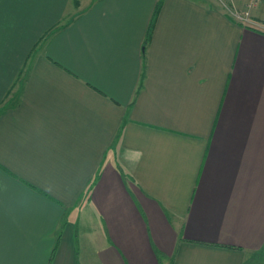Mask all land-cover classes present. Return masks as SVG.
<instances>
[{
	"label": "crops",
	"instance_id": "obj_1",
	"mask_svg": "<svg viewBox=\"0 0 264 264\" xmlns=\"http://www.w3.org/2000/svg\"><path fill=\"white\" fill-rule=\"evenodd\" d=\"M159 1L0 0V264L264 257V0Z\"/></svg>",
	"mask_w": 264,
	"mask_h": 264
},
{
	"label": "trees",
	"instance_id": "obj_2",
	"mask_svg": "<svg viewBox=\"0 0 264 264\" xmlns=\"http://www.w3.org/2000/svg\"><path fill=\"white\" fill-rule=\"evenodd\" d=\"M162 3H163V0H160L158 2L157 6H156V9H155V12H154V16H153V19H152V21L150 23V27H149V30H148V33H147V40L150 39V36H151V33H152V29H153V26H154V23H155V20H156V17H157V15L159 13V10L161 8Z\"/></svg>",
	"mask_w": 264,
	"mask_h": 264
},
{
	"label": "rangeland",
	"instance_id": "obj_3",
	"mask_svg": "<svg viewBox=\"0 0 264 264\" xmlns=\"http://www.w3.org/2000/svg\"><path fill=\"white\" fill-rule=\"evenodd\" d=\"M259 257H260V256H259ZM259 257H258V258H259ZM256 264H264V257L261 256V257L259 258V260L257 261Z\"/></svg>",
	"mask_w": 264,
	"mask_h": 264
}]
</instances>
